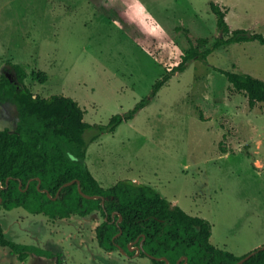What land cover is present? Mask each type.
I'll return each mask as SVG.
<instances>
[{"label": "rangeland", "instance_id": "374dc122", "mask_svg": "<svg viewBox=\"0 0 264 264\" xmlns=\"http://www.w3.org/2000/svg\"><path fill=\"white\" fill-rule=\"evenodd\" d=\"M211 0H0V77L8 62L27 67L26 83L43 96L79 101L91 123L107 124L151 94L177 65L190 35H221ZM231 28L264 34V0H215ZM264 79V43L247 40L192 59L134 118L91 142L87 163L104 186L122 179L153 185L189 213L213 224L211 241L236 254L264 244V102L251 106L220 70ZM44 70L42 82L33 71ZM17 105L0 102V129L14 128ZM71 217H74L71 219ZM69 220V221H67ZM100 210L64 221L0 205L7 237L63 253L67 264H151L150 258L102 248ZM0 264H54L30 254L21 261L0 244Z\"/></svg>", "mask_w": 264, "mask_h": 264}, {"label": "trees", "instance_id": "16d2710c", "mask_svg": "<svg viewBox=\"0 0 264 264\" xmlns=\"http://www.w3.org/2000/svg\"><path fill=\"white\" fill-rule=\"evenodd\" d=\"M210 6L221 33L217 40L202 49L197 43L208 39H193L185 28L190 46L180 62L154 82L149 96L128 111L113 114L107 124L87 121L86 110L71 96L47 97L34 92L26 83L27 67L6 63L0 77V102L16 103L18 113L14 128L0 129V205L7 210L22 206L54 219L87 216L100 210L104 220L95 228L99 245L109 253L123 249L133 256L137 247L131 249L130 244L139 246L145 235L139 255L150 258L151 264H234L246 255L215 245L211 241L213 224L207 217L189 213L153 185L129 178L104 186L86 160L91 142L134 118L174 74L187 68L190 60L208 61L214 50L236 42L264 43L261 32L231 28L226 18L228 10L219 2L211 0ZM220 70L233 88L246 92L251 106L264 102V79L245 71ZM33 75L42 82L47 79L44 70L33 71ZM78 181L85 193L98 197L81 193ZM0 244L9 247L21 261L33 254L53 259L54 264H67L62 252L7 237L1 221ZM256 249L241 264H264V244Z\"/></svg>", "mask_w": 264, "mask_h": 264}, {"label": "water", "instance_id": "95a60500", "mask_svg": "<svg viewBox=\"0 0 264 264\" xmlns=\"http://www.w3.org/2000/svg\"><path fill=\"white\" fill-rule=\"evenodd\" d=\"M72 182H73V180H72V181H69V182H66L65 184H70V183H72ZM78 183H79V189H80L81 193H83L84 195H86V196H88V197H98V195H91V194H87V193H85V192L82 190V187H81V183H80V181H78ZM0 203H1V199H0ZM144 239H145V235L143 236L142 240L140 241V245H139V246H134L133 244H130V248H131V249L137 247V253H136V254H139L140 251H141V249L143 248V241H144ZM261 247H262V246H261ZM258 248H260V247H258ZM256 250H257V249H254V250L248 252L246 255H244L241 259H239V260H238L236 263H234V264H241L242 262H244L245 260H247L248 258H250V257L256 252ZM122 251L125 252V250H123V249H122ZM125 253H126V252H125ZM164 258L167 260L166 257H164Z\"/></svg>", "mask_w": 264, "mask_h": 264}, {"label": "crops", "instance_id": "0c3cea01", "mask_svg": "<svg viewBox=\"0 0 264 264\" xmlns=\"http://www.w3.org/2000/svg\"><path fill=\"white\" fill-rule=\"evenodd\" d=\"M72 216H73V215H72ZM69 218H70V217H69ZM73 218H74V217H71V219H73ZM58 220H61V222H62V221L65 220V218H58V219H57V224H58ZM67 221H69V220H67Z\"/></svg>", "mask_w": 264, "mask_h": 264}]
</instances>
